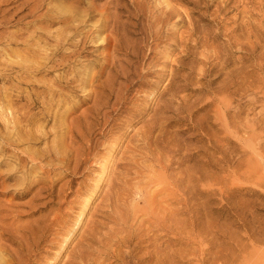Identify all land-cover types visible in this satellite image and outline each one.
Instances as JSON below:
<instances>
[{"label": "rangeland", "instance_id": "rangeland-1", "mask_svg": "<svg viewBox=\"0 0 264 264\" xmlns=\"http://www.w3.org/2000/svg\"><path fill=\"white\" fill-rule=\"evenodd\" d=\"M29 1L0 0L11 96ZM85 1L109 56L55 117L0 118V264H264V0Z\"/></svg>", "mask_w": 264, "mask_h": 264}, {"label": "bare ground", "instance_id": "bare-ground-1", "mask_svg": "<svg viewBox=\"0 0 264 264\" xmlns=\"http://www.w3.org/2000/svg\"><path fill=\"white\" fill-rule=\"evenodd\" d=\"M64 1L68 4L62 6L63 0H33L34 3L29 6V12L24 17H19L21 5L18 4L14 10L17 12L13 11L12 19L16 25L27 17L31 20L23 24L24 30L22 28L15 33L14 50L20 60L11 68L14 76L4 78L3 81L4 84L10 81L16 94L11 96L0 87V100L5 102L0 108V118L15 129L20 128V131L38 120L46 121L49 115L55 117L58 108L67 100L65 89L79 78L80 74L75 73L76 67L83 64L79 58L88 56V53H84L89 39L97 43L96 46L102 47V53H106L105 58L109 56L113 40L111 35L104 34L107 9L98 8L94 1ZM47 3L51 6L45 8ZM43 9L45 11L40 14ZM32 26L36 28L30 31ZM3 37L0 38V44H3ZM22 38L25 40L17 41ZM74 62L77 64L72 65ZM105 67L103 64L101 70ZM67 68L70 71L65 73ZM83 69L89 71L91 68ZM36 75H42V78L36 80ZM2 139L8 141L3 135Z\"/></svg>", "mask_w": 264, "mask_h": 264}]
</instances>
